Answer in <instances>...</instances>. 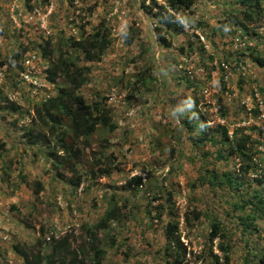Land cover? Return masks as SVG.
Here are the masks:
<instances>
[{
  "label": "rangeland",
  "instance_id": "obj_1",
  "mask_svg": "<svg viewBox=\"0 0 264 264\" xmlns=\"http://www.w3.org/2000/svg\"><path fill=\"white\" fill-rule=\"evenodd\" d=\"M143 1L153 6L152 0H0V61L19 53L22 45L50 41L59 53L70 38L79 41L83 32L110 29L111 45L103 59L81 62L91 71L80 93L89 103L109 108L117 124L113 132L101 128L90 137L77 166L82 184L75 189L70 173L67 182L60 179L52 161L21 135L34 107L57 93L46 81L48 64L40 49H29L24 57L37 56L36 86L23 78L26 63L22 72L17 64L0 66V264H26L16 247L30 255L40 249V239L46 244L43 253L69 233L74 245H87L91 238L82 226L96 224L112 196L120 200L123 221L98 234V247L106 251L103 264L172 263L169 223H178L183 264H214L213 255L222 261L221 242L231 248L230 264H259L264 217L254 208L236 210L235 193L201 184L207 170L226 171L235 162L216 161L217 147L210 143L196 145L197 131L186 122L198 119V98L211 127L227 126L230 135L243 129L252 139L264 140L259 134L264 133V68L250 56L264 55V15L257 23L244 21L247 33L230 20L243 9L236 0H194L192 10L175 13L184 30L172 33L166 47ZM156 1L166 5V0ZM146 69L153 79L147 85L136 82ZM98 162L112 166L110 176L92 175ZM133 177H141L143 184L136 186ZM38 182L42 189L36 195ZM247 214L255 215L258 230L243 224L240 218ZM214 221L223 228V241L209 238Z\"/></svg>",
  "mask_w": 264,
  "mask_h": 264
},
{
  "label": "trees",
  "instance_id": "obj_2",
  "mask_svg": "<svg viewBox=\"0 0 264 264\" xmlns=\"http://www.w3.org/2000/svg\"><path fill=\"white\" fill-rule=\"evenodd\" d=\"M236 1L243 9L240 10L239 15H232L230 20L249 33L250 27L245 22L257 23L258 19L264 15V0ZM152 2L153 6L148 7L143 1L142 7L146 13L156 19L157 23L154 29L160 42L164 46L170 47L171 42L168 37L172 33H181L184 30L183 26L175 22V13L192 10L195 1L166 0V5H160L156 0H152ZM92 10L93 8L90 9V11ZM252 31L256 34L255 30ZM83 33L85 34V32ZM110 34L109 28L101 27L91 34L82 35V40L77 41L70 38L69 43L66 44L67 49L59 50V53H57L56 46H53L50 41H43L40 44L32 43V48L22 45L19 53L6 61H0V66L17 64L19 71L22 72L26 52L33 48L40 49L41 57L48 64L46 81L56 86L57 93L34 107L31 122L20 127L21 135L28 145L36 146L52 161L60 179L67 182L66 173H70L69 183L75 189L82 184L77 166L83 161L84 147L89 145L90 137L101 128L110 132L117 128V124L112 121L109 108L98 101L89 103L80 93V89L89 80L88 74L91 71L89 66L81 64V62H100L111 45ZM129 41L132 40L129 39ZM249 50L251 51L250 48ZM228 55L233 56L232 53ZM250 56L255 63L264 68V55L251 52ZM148 72L149 69L139 72L136 82L147 85L149 79H153L152 76H148ZM197 99L194 100V110L198 119L195 123L186 122L191 132L197 131L194 143L198 146L210 143L217 147L214 157L218 162H229V159H233L235 162V166L226 171L219 172L216 168L207 170L206 175L201 179V184L235 193L237 195L234 203L236 210L244 211L246 208H254L261 217H264V140L262 138L252 139L250 135L243 133V129L236 130L233 135H230L227 126L218 124L211 127L203 116ZM218 103L221 114L225 116L227 111L222 105L221 97L218 98ZM10 108L14 111L18 110L13 104ZM259 134L264 135L262 131H259ZM79 142L84 144L83 147ZM0 146L4 147L2 144ZM98 163L99 167L91 172L92 175L98 176V178L110 176L113 171L112 166L105 167L102 162ZM132 180L136 186L143 184L141 177H133ZM40 189H42V185L38 182L35 190L36 195H39ZM168 201H172L171 193H169ZM122 208L120 200L112 196L108 208L100 220L94 225L82 226L83 231L91 238L88 246L84 245L86 242L74 245L75 238L72 233H69L54 239L47 253H43L41 250L46 247L42 239L37 241L40 249L35 253L31 252L29 255L19 250L18 247H16V251L21 254L26 264H103L106 251L98 247V234L101 231H106L112 223L123 221ZM174 212L172 208L169 210L171 214ZM192 213L196 219H199V213L195 210ZM157 217L159 218L160 214ZM186 217L188 220V216ZM240 219L247 227H254V230H258L254 226L255 215L247 214L245 218ZM41 231L42 237L45 229ZM177 233L178 223H169L167 235L172 249L167 250V255L173 257V261L172 263L167 262L168 264H183L182 255L185 254V250ZM225 237L220 223L214 221L209 233L210 240L214 241L219 238L220 241H223ZM219 251L222 253V261L218 255H213L214 264H230V246L221 242ZM259 264H264V251L259 256Z\"/></svg>",
  "mask_w": 264,
  "mask_h": 264
},
{
  "label": "built area",
  "instance_id": "obj_3",
  "mask_svg": "<svg viewBox=\"0 0 264 264\" xmlns=\"http://www.w3.org/2000/svg\"><path fill=\"white\" fill-rule=\"evenodd\" d=\"M36 60H37V56L35 55H29L26 60H24V64L26 63V65L29 67L27 69L26 72H24L23 74V78L24 80L29 83L32 84L34 86L38 85V80L36 78V76L34 75V70H35V66H36ZM36 78V79H35ZM48 239H52V236H49Z\"/></svg>",
  "mask_w": 264,
  "mask_h": 264
},
{
  "label": "clouds",
  "instance_id": "obj_4",
  "mask_svg": "<svg viewBox=\"0 0 264 264\" xmlns=\"http://www.w3.org/2000/svg\"><path fill=\"white\" fill-rule=\"evenodd\" d=\"M62 237H63V236H62ZM58 238H59V237H58ZM58 238H57V239H58Z\"/></svg>",
  "mask_w": 264,
  "mask_h": 264
}]
</instances>
